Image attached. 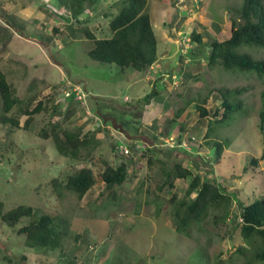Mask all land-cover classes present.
Returning <instances> with one entry per match:
<instances>
[{
    "label": "rangeland",
    "instance_id": "obj_1",
    "mask_svg": "<svg viewBox=\"0 0 264 264\" xmlns=\"http://www.w3.org/2000/svg\"><path fill=\"white\" fill-rule=\"evenodd\" d=\"M242 1L147 0L158 57L146 72L138 73L87 55L93 41L85 38L82 28L97 38L110 37L108 21L121 0L84 3L78 20L61 0H0V69L20 98L34 83L38 99L46 103L26 130L0 123V200L33 206L34 217L54 216L61 237L56 248L30 247L17 233L28 218L13 228L0 221V264L248 263L253 249L240 235L236 201L264 199L263 145L257 126L264 76L225 70L218 64L207 66L209 43L229 37L230 10ZM193 32L202 41L194 42ZM241 49L264 58L261 48ZM161 58L165 75L157 78ZM162 78L166 80L160 82ZM65 81L89 92L85 104L62 94ZM234 86L246 90L227 98L241 100L243 106L226 121L198 117L196 105L206 97L205 106L211 109L221 101L215 88ZM53 123L82 133L98 132L79 157H65L51 137L43 136L42 129ZM208 128L206 144L203 134ZM174 134L180 135L174 146L159 145L160 138ZM213 141L227 144L219 164L213 160ZM112 144L126 147L128 153L114 150ZM251 157L258 160L256 166L249 165ZM121 160L128 161L127 178L107 187L101 172ZM198 162L203 163L197 172L200 177L223 182L234 204L228 218L216 219L218 212L210 210L188 235L179 234L169 201L172 194L178 200L184 196L188 179H175L171 189L158 186L164 171L175 163L195 172ZM82 167L92 169L95 182L78 199L63 184L67 175ZM54 178L60 182L57 190L51 183ZM240 246L247 249L245 254L237 252Z\"/></svg>",
    "mask_w": 264,
    "mask_h": 264
},
{
    "label": "trees",
    "instance_id": "obj_2",
    "mask_svg": "<svg viewBox=\"0 0 264 264\" xmlns=\"http://www.w3.org/2000/svg\"><path fill=\"white\" fill-rule=\"evenodd\" d=\"M62 2V5L70 8L72 16L78 20L83 12L84 3L90 5L92 0H72L70 3ZM147 0H121L118 11L108 21L112 34L110 37L97 38L88 28H82L85 38L93 41V46L87 51V55L100 63H112L120 69L133 68L138 73L146 72L157 59V38L153 31L149 13L146 11ZM231 9V8H230ZM231 32L226 39L213 38L209 43L207 66L218 64L225 70L253 71L259 76H264V58H256L248 51L242 50L244 46H254L264 50V3L262 0H243L239 7L230 10ZM193 41H202L199 33H192ZM196 76V75H195ZM195 78V77H194ZM35 84L31 83L28 93L20 98L16 88L9 81L5 71L0 69V123L8 128L28 129L35 115L45 110L46 103L34 92ZM86 90V89H85ZM244 87H222L213 90L220 98L213 109L206 107L207 97L202 105H196V112L200 119H215L226 121L231 112L241 108V100L230 101L227 97L231 93L240 94ZM87 91V90H86ZM88 92V91H87ZM89 93V92H88ZM90 95V94H89ZM89 98V97H88ZM261 108L258 113V128L262 137L264 159V89L260 93ZM109 114V113H108ZM176 116V114H174ZM21 117H24L21 122ZM104 117H109L104 114ZM104 121H106L104 119ZM125 124V123H123ZM121 131L124 129L120 128ZM44 138L51 137L59 154L65 157L77 158L81 150L86 149L98 132L97 130L82 133L78 129L62 128L57 123L50 125L49 129H42ZM209 128L203 134L207 144ZM209 143V142H208ZM213 160L219 164L223 148L227 146L222 141H213ZM114 150L121 151L117 144L111 145ZM201 146L199 143L198 147ZM125 155V154H124ZM198 162L194 172L187 165L175 163L171 169L164 171V179L158 188L171 189L175 179H188L185 184L184 196L176 199L172 194L169 203L174 205L173 221L175 230L179 234L188 235L192 227L207 218L210 210L217 211L216 219H226L230 216L233 200L230 194L223 188V182H215L207 178L203 179L197 173L202 166ZM258 160L251 157L249 165L256 166ZM128 161L121 160L116 166L106 165L100 174L102 182L107 187L122 184L127 178ZM95 177L91 168L82 167L66 176L64 188L73 192L78 199L93 186ZM54 190L60 185L57 178L52 179ZM238 215L237 224L240 235L245 243L248 242L253 249L251 258L247 264H254L264 260V199L257 198L247 204L237 200ZM224 210V212H220ZM36 214L33 206L16 203L6 205L0 200V221L9 227H15L22 218H28V222L17 229L19 235H23L25 243L30 247L56 248L60 243V233L56 227L55 217L46 213ZM79 237V236H78ZM243 246L237 248V252L245 254ZM117 264V263H116Z\"/></svg>",
    "mask_w": 264,
    "mask_h": 264
},
{
    "label": "built area",
    "instance_id": "obj_3",
    "mask_svg": "<svg viewBox=\"0 0 264 264\" xmlns=\"http://www.w3.org/2000/svg\"><path fill=\"white\" fill-rule=\"evenodd\" d=\"M65 82H66V84L65 85L63 84L61 89H60L62 94L65 97L72 98L76 102H79L81 104H85L87 97H89V93L84 88L80 87L79 85L73 84L70 81H65ZM88 114H89V116H91L95 120V122L99 121V122L103 123L102 119L100 118V120H99L97 115L90 114V113H88ZM179 136L180 135L177 136L176 134H174V135L168 136L166 138H160L163 141L160 142L159 145L174 146L176 143V140L179 139ZM191 138L193 139V137H191ZM187 141L188 140L185 138V140L183 139L181 141V144L186 145ZM119 148H120L122 153H124V154L128 153V149L126 147H119Z\"/></svg>",
    "mask_w": 264,
    "mask_h": 264
},
{
    "label": "crops",
    "instance_id": "obj_4",
    "mask_svg": "<svg viewBox=\"0 0 264 264\" xmlns=\"http://www.w3.org/2000/svg\"><path fill=\"white\" fill-rule=\"evenodd\" d=\"M180 32H182V31H180ZM230 36V35H229ZM163 55V56H162ZM158 57V56H157ZM160 57V56H159ZM161 57H164V54H161ZM186 60H188V59H186ZM159 66H161V68L159 69V71H154L155 73H158V72H160L161 73V75L160 76H158L157 78H159V77H161L162 75H165L164 74V69L162 68V66L164 67L165 66V63H164V65H163V61H162V58H161V60H160V65ZM152 67V66H151ZM164 80H166L165 78H162V79H160V82H162V81H164ZM160 85H162L161 83H160ZM178 110H177V112L179 111V108H177ZM174 115V114H173Z\"/></svg>",
    "mask_w": 264,
    "mask_h": 264
}]
</instances>
